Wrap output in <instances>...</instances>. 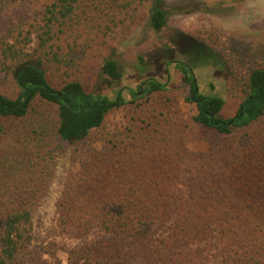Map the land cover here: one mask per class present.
<instances>
[{
	"label": "trees",
	"instance_id": "1",
	"mask_svg": "<svg viewBox=\"0 0 264 264\" xmlns=\"http://www.w3.org/2000/svg\"><path fill=\"white\" fill-rule=\"evenodd\" d=\"M4 9L19 24L0 46L15 86L0 90V264H264V39L185 34L226 60L237 104L227 115L225 98L196 91L190 62L169 61L196 104L185 119L169 75L113 97L86 89L94 60L98 79H122L118 35L145 14L160 32L163 0H0ZM117 109L126 121L108 128ZM66 152L56 236L43 241L36 217Z\"/></svg>",
	"mask_w": 264,
	"mask_h": 264
},
{
	"label": "rangeland",
	"instance_id": "2",
	"mask_svg": "<svg viewBox=\"0 0 264 264\" xmlns=\"http://www.w3.org/2000/svg\"><path fill=\"white\" fill-rule=\"evenodd\" d=\"M164 8L169 11L167 24L160 31H155L145 14L131 32L119 34L115 41L118 58L123 65L121 80L98 79L94 60L86 67V89L113 97L121 87L137 88L147 76L171 79V88L167 94L179 101L181 114L186 118L195 111L196 104L189 102L191 86L185 84L182 75L169 61L184 60L194 67L199 91L205 95H218L226 100V114L236 112L237 104L229 92V74L226 60L220 54H214L195 43L185 34L199 29L217 28L227 32H237L250 41L264 39V0H163ZM19 15L14 10H0V46L2 39L19 23ZM216 51V50H215ZM217 52V51H216ZM218 53V52H217ZM144 59L141 61L139 56ZM0 90L13 95L14 83L8 75L0 72ZM125 93V92H124ZM129 96L127 91L126 97ZM142 108L146 104L141 105ZM126 121L123 109L111 112L106 126L113 128ZM201 148L204 146L201 145ZM70 168L69 152L57 159L56 173L47 197L36 217V227L41 240L48 241L56 236V203L65 186ZM63 263L66 253H59ZM49 263V255L43 256ZM17 264H29L27 260Z\"/></svg>",
	"mask_w": 264,
	"mask_h": 264
},
{
	"label": "water",
	"instance_id": "3",
	"mask_svg": "<svg viewBox=\"0 0 264 264\" xmlns=\"http://www.w3.org/2000/svg\"><path fill=\"white\" fill-rule=\"evenodd\" d=\"M195 82H196V80H195ZM196 91H199V87L198 86H196Z\"/></svg>",
	"mask_w": 264,
	"mask_h": 264
}]
</instances>
